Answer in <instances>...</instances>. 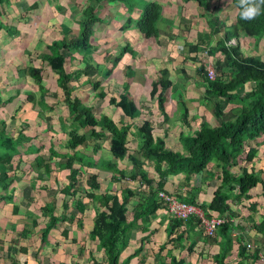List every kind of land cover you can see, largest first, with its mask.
<instances>
[{
    "label": "trees",
    "instance_id": "obj_1",
    "mask_svg": "<svg viewBox=\"0 0 264 264\" xmlns=\"http://www.w3.org/2000/svg\"><path fill=\"white\" fill-rule=\"evenodd\" d=\"M8 1L0 0V29L4 28L11 32L13 27L6 25L2 20V8L5 10ZM83 1L85 6L80 11L83 17L79 19L77 36L70 38V40L65 38L52 39L47 45L48 51L42 56V60L48 64L55 75V87L60 93L59 99L64 103L67 112L66 117L63 116L57 119L60 133L67 135L66 145L63 147L66 152L58 153L51 146L46 152L47 155H44L41 152L42 147L39 148L29 144L32 137L27 132L34 122L28 119L20 122L19 132L13 135L10 134L11 130L6 129L5 121L8 114L5 112L4 107H0V204L10 206L7 209V213L10 215L8 219L13 217L10 224H14L13 221L19 217L26 216L28 218L32 216L30 213L22 214L19 210L21 203L17 200L20 197L15 195L16 182L23 179L30 184L32 191H35L36 186L40 188V185H37L41 182L40 177L49 174L50 164L55 160L57 162L54 164H58L59 170L69 171L68 184L60 190V195L67 197V199L69 197L73 199L72 209L75 210V213L73 212L70 215L65 211L64 215L56 217L54 215L55 202H51L48 206L42 208L45 214L48 213L46 224L39 226L36 219H32L30 225L31 227H37L41 231V241L47 242L49 231L55 228L57 223L73 221L77 213L83 214L86 207V204L83 203L84 198H87L92 204L99 203L89 236L92 240H97L96 248L98 251H102L106 264H124L119 262L121 250L128 243L133 228L139 226V228L145 230L155 211L164 208L156 201L155 191L163 189L170 177H178L188 183L192 177L201 176L206 174L207 171L212 172L216 186L211 191V197L207 204H198L195 196L188 199L182 197L181 200L199 207L204 217L223 219V223L215 229L220 234L229 231L232 219L238 216L233 211L232 207L234 205H238L241 209L243 208L249 214L254 215L260 210H264V207L253 196L256 189L261 186L260 194L261 197H264V178H261L253 168V165L258 161V139L264 137V60L258 55H245L239 43L242 32L248 39H246L247 42L258 44L261 39H264V13L252 21L241 20L237 0H231L230 8L234 7V10H231L234 22L227 25L226 17H229L230 13L225 14L222 18L214 16L213 11L210 10V2L213 0H183L193 2L204 9L202 14L205 17L204 22H216L214 31L220 34L217 40V48L221 56L216 61L218 71L216 79L206 81L205 89L206 96L209 99H215V106L212 109L213 115L216 116L213 117L215 123L212 124L209 120L204 121V119H201L193 133H180L178 135L182 150H172V148L167 147L164 132L163 137H160L159 133H155V129L147 120L148 111L141 114L138 106L128 99L127 85L124 93L119 95L118 101H115L114 97L107 99L109 105H116L123 112L124 118L120 120L119 126L109 117L95 115L93 103L83 102L84 100L79 96L72 97V92L75 89L72 80L80 78L81 73L77 72L80 68L73 73L66 72L65 63L67 59L71 61V57L66 56L63 52L64 50L77 51L82 49L85 55H92L93 49H96V42L92 43L96 24L104 22L99 15L102 2H105L107 7H116L117 4H121L124 9L128 10L125 9L128 15L124 18L123 25L120 26L121 30L129 29L132 26L142 35V38L156 40L159 36V24L161 26V23L165 21V17L161 14L163 10H161L160 3L153 0V2L144 4L138 11V15L136 12L137 17H133V14L129 15V13L137 8L136 4L140 0ZM29 8L33 11L37 8V4L33 3ZM56 8L62 10L60 7ZM135 17L136 19H134ZM62 29L65 32L70 28L62 26ZM197 35L199 36V33ZM197 38L200 41V37ZM230 40H235V43L228 44ZM198 43L189 44L190 51H196ZM135 51L127 43L121 45L110 66L104 67L102 64L95 63L97 73L105 79L110 77L124 54L134 56ZM137 53H139L138 50ZM138 56L140 55L138 54ZM92 57L94 59V56ZM81 64L85 65L86 63L82 61ZM125 68L130 71L129 67ZM24 73L30 76L37 87L39 100H35V95L32 92L23 93L25 94L24 97L19 96V104L14 113L9 114V118L16 121V113L22 109L20 105L25 100L26 104L30 103L32 106L35 104L38 107L37 117L40 120L44 123L52 121L51 115L45 116L43 114L45 110L55 112L56 106L49 105L45 101L44 93L47 92V88L42 85L41 69L30 66L26 71L21 69L17 71L18 76H22ZM158 73V78L156 77L154 81L150 82L148 94L150 99L154 98L155 107L164 116L165 122L168 119V113H166L167 107L165 106L164 96L172 81L167 78L166 70L158 71ZM198 73L204 75L203 64L199 66ZM247 84L250 85V87L248 86L249 89L246 88ZM99 87L100 84L95 82L94 103L99 99H105L107 96L106 92L98 91ZM12 100L14 99L9 98L6 102H3L0 98V104L2 102L1 106L3 104L5 106L11 103ZM222 103L227 106L225 111L230 108L231 116L229 115L228 118L225 117ZM186 118L187 111L185 110L183 120L187 122ZM133 125H135V130L131 132L130 128ZM45 132L50 133L48 127H46ZM103 132L109 138L108 148L111 156L117 162L129 161L131 164L129 174L120 171L110 161H104L101 156L95 159V156L99 154V145L93 147L90 154L84 151L89 146L90 139L98 142L102 140ZM134 138L139 140L138 146L141 159L151 163L153 172V178L151 179L143 170V164L128 153V143ZM46 162L49 165H45ZM26 167L31 170L29 173L26 172ZM84 169L93 170L97 173H107L111 175V181L114 184L119 183V181L123 182L124 186L121 187L119 195L117 193L102 192L98 174L89 175L86 180L87 189L82 190L78 176L84 173ZM126 178L130 182L141 183L143 188L139 186V189L135 188V190H138L135 192L130 184L126 185ZM143 189L145 191H141ZM99 190L100 193L102 192L101 194L96 193ZM79 194L81 197L76 198ZM69 207L68 201L65 200L63 209L69 210ZM130 216H132L131 220H129ZM249 216L252 217V215ZM260 222L256 227L257 232L263 235V240L258 242L259 245L251 253V249L247 248L245 243L239 247L238 251L245 258L248 254L252 263L259 260V253L264 247V216ZM197 224L198 220L195 217L186 222L174 218L170 219L166 231L167 237L173 240V236H175L176 242L179 243L185 239L186 234L193 232ZM79 226L82 227V224H79ZM198 231L199 236L206 240H211L215 234L214 231V234L208 237L203 234V231ZM67 234L68 229H64L63 236H67ZM138 250V248L134 250V253H137ZM190 251H192L191 245L189 246ZM224 251L211 256L215 264H223ZM171 263L183 264V261L182 258H179V261L171 258Z\"/></svg>",
    "mask_w": 264,
    "mask_h": 264
},
{
    "label": "rangeland",
    "instance_id": "obj_2",
    "mask_svg": "<svg viewBox=\"0 0 264 264\" xmlns=\"http://www.w3.org/2000/svg\"><path fill=\"white\" fill-rule=\"evenodd\" d=\"M82 1L83 0H9L6 4V6H8L6 8L4 7L5 10L2 8L3 23L15 29L12 28L11 32L4 28L0 29V98L3 102H6L9 98L14 99L5 106L4 104L1 106L2 102L0 104V107H4L5 112L8 114L5 118L7 125L6 129L8 131L11 130L10 134L13 135L20 131V122L23 120L28 119L34 122L27 132V134L32 137L29 144H33L39 148L42 147L41 152L44 155H47L46 152H48L50 138L51 141H54L52 145H63L65 143L64 141H66L67 135L60 133L57 119L63 116L66 117L67 112L64 103L59 99L60 93L55 87V75L48 64L42 60V56L48 51L47 45L52 39L65 38L66 40H70V38L77 36L79 31V19L83 17L80 11L85 6V2ZM155 1L163 4V7H161L163 13L161 14L166 18L165 22L161 23V27L159 24V36L156 40H145L140 47H137L140 43L138 45H129V43L134 42V38H136L135 31L133 32V30L126 29L121 31L120 26L123 25L124 17L121 14L120 18L114 19L115 15L111 11H115L116 8L111 7L112 10H110V6L107 8V4L102 2L99 15L103 18L104 22L96 24L95 32L92 37V43L96 42V49L93 47L94 51L92 55H85L82 49L77 51L64 50L63 52L65 55L71 57V61L69 59L66 60L65 70L68 73H73L80 68L77 72L81 73V77L77 80H72V85L75 86L72 97L79 96L91 100L93 98V93H96L94 92V83L98 82V84H100L98 91L106 92L107 96L105 99H99L93 104L94 114L98 117L100 115L109 117L119 126V118H123L124 115L116 105H108L107 99L109 97H114V100L118 101V96L124 92L125 86L130 78V76H128V70L127 68H122L105 79L97 73L95 63L108 67L113 57L118 54L121 45L127 43L128 46H134V50H138L139 53L135 51L134 56H130L132 62L129 60L130 57H127L128 60L126 63L128 65H133L134 69L131 74V78L134 82L131 84L138 85L139 87L137 92L130 88L137 102L138 109L141 111V114H145L146 111H148L149 115L147 116V120L150 121L155 129V133H159L160 137H163L164 132L165 142L168 148H172V150H182L178 140V134L180 132L185 130V133H193L201 119H204V121L209 120L212 124L215 123L213 117L216 116H214L212 112L213 106H215V99H209L206 96V80L203 78L204 75L198 73V68L201 64L204 65V69L212 67L217 75L216 61L220 59L221 56L217 48V40L220 34L214 31L216 25L215 21L204 22L205 17L202 15L204 9L197 6V4H192L183 0ZM150 2H153V0H140L136 4L139 10L136 9L140 11L144 4ZM32 3L37 4V8L33 11L29 8ZM210 3V10L213 11L214 16L222 18L225 14L230 13L229 17H226V23L230 25L234 22L233 12L231 11L234 10V7L232 6L230 8L231 0H213ZM56 7H60L63 10H59ZM117 7H119V10L123 8L121 4H117ZM124 15L127 16L128 13ZM133 16H136V13H134ZM136 17L134 19H136ZM63 25L70 29L64 32L62 29ZM131 28L133 27L131 26ZM197 33H199V36ZM197 37H200V41L197 40ZM246 39L245 34L242 32L239 40L242 52L245 55H258L264 60V39H261V42L258 44H255V42H247ZM195 42H199L198 49L196 51H190L188 45L194 44ZM234 43L235 40H230L228 42V44ZM138 54L140 56H138L136 62L133 63L134 57H137ZM92 56H94V59ZM82 61L86 63V66L81 64ZM30 66L41 69V76L43 78L42 85L47 88V92L44 93L45 101L49 105L56 106V111L53 113L47 110L43 112L45 116L51 115L52 121L50 122L44 123L40 120L37 117L38 107L34 103V106L30 103L26 104L25 100L22 101L20 105L22 109L16 113V121L9 118V114H13L15 108H17L19 104V96L21 98L24 97L25 94L23 93L27 91L32 92L35 95V100H39V91L30 76L27 73H24L22 76H18L17 74L18 70L21 69L26 71ZM119 66H121V63H119L117 67ZM164 70L167 71V78L172 81V84L166 89L164 96L165 106L167 107L166 113H168V119L165 122L164 116L161 115L155 107L156 102L154 98L150 99L148 94L150 82L154 81L156 77L158 78V71ZM124 74L126 75L124 76ZM248 86L250 87V85H246L247 89H249ZM18 93L21 95H18ZM127 97L128 99L130 98V96ZM222 104L225 111L227 106H225L224 103ZM229 109L230 108H227L225 111L226 118H228L229 115L231 116ZM185 110L187 111L186 120L188 125L187 122L183 120ZM46 127H48L49 134L45 132ZM134 130L135 125L130 128V131ZM102 134V140L99 142L90 139L89 146L84 151L90 154L92 148L99 145V156H101L104 161H110L111 164H115L120 171H125L126 174H129L131 170L129 161L117 162L110 154L108 136L105 132ZM138 142L139 140L137 138L130 140L128 143V153L130 156L134 157L135 160L143 164V170L147 173L148 178H151L153 177L151 163L141 159ZM257 146L259 164H254L253 168L261 173V178H264V137L258 139ZM56 149L58 151L62 150L59 147H56ZM25 170L27 173L31 171L28 167H26ZM89 172L92 171L88 169L86 175L81 177L80 185L82 190L86 188L85 182L89 176ZM51 174L52 172L49 173V176H45V181L43 183V189L48 187L49 189L47 188V190L42 189L36 191L37 187H35V191H32L27 181L19 179L16 182V188L19 192L16 191L15 195L20 197L17 200L19 203L23 202L22 207L32 215L27 218L28 221L30 218L37 219L38 221H45L48 213L45 214L42 211L44 206H48L49 203L55 202V204L57 203L56 212H60L62 200L64 199V201L67 200L69 202L71 199L70 197L67 199V197L60 198L56 196V193L60 192L63 183L62 185H58L57 182L51 178ZM206 177H208V180L204 181V183L208 182L210 185L216 184L215 178H211L212 174H206ZM203 178L205 179V177ZM107 181H109V178H107ZM125 183L127 186L130 184L135 192L138 191L135 190L133 186L134 183L130 182L128 178L125 179ZM112 185H114V187L117 186V188L119 187V189L124 186L123 182L120 181L116 184L111 182L110 189ZM202 188L205 190L204 187ZM260 188L261 186L258 187V190ZM193 193V190H191V195ZM79 197H81V195L76 196V198ZM254 197L257 198L261 206L264 207V198L261 197L260 190ZM96 205H99V203ZM237 210L238 211L235 212L240 215L238 220L246 225H249V222H256L258 217L263 214L261 212H264L263 210L256 216V214H248L247 211L242 213L240 207ZM72 211L74 212V210ZM85 215H87V219L90 220V222L93 221V210H87ZM249 215H252V217ZM251 231L253 234L256 233L254 228ZM253 234L251 237L256 238ZM88 240L91 239L89 238ZM251 241L252 239L247 242V246H251L250 249H252ZM92 242L91 240L90 244ZM84 250L86 251V248H84ZM92 250L95 252V263L106 264L103 254L96 248ZM79 254L81 257H75L73 260L75 262H72L73 264H91L90 262L92 261L89 260V258L85 260L86 256L83 257L84 253L82 255L80 251Z\"/></svg>",
    "mask_w": 264,
    "mask_h": 264
},
{
    "label": "crops",
    "instance_id": "obj_3",
    "mask_svg": "<svg viewBox=\"0 0 264 264\" xmlns=\"http://www.w3.org/2000/svg\"><path fill=\"white\" fill-rule=\"evenodd\" d=\"M189 3L194 4L193 2H189ZM160 5L161 7H163V4L160 3ZM115 8L116 10L113 11L112 8L110 7V10H112L111 12H113L115 15L114 19L120 18L121 14L124 18L126 17L124 14H126L127 12L125 11L124 8H121V10H119V7L117 6ZM135 11H138V10L135 8L132 12L129 13V15L136 13ZM137 15H138V12H137ZM126 30H131V31L133 30V32L135 31V35H136V38H134V42L129 43V45H132V44L138 45L140 43L137 46V47H140L143 41L146 40L142 38V35L138 33L135 28H129ZM131 48L134 49V46ZM127 57H130V56L128 54H124V56L122 57V60L119 62L121 63V66H119L114 71H112L111 75H113L115 72H118L122 68L125 69V67H129L128 69L130 71H128V74H129L128 76H130V78L128 77L129 81L127 82V85L129 86V88L127 86L128 88L127 92H128V96H130L129 99L132 100L135 105H137V102L131 93V89L137 92L139 87L138 85L131 84L132 82H134L133 79L131 78V74L134 69H133V65H128L126 63L128 60ZM137 59L138 57H134L133 63H135ZM129 60L132 62L131 57ZM81 99L84 100L83 102H89V103L95 104L93 98L91 100H88L87 98H81ZM123 118H119V121ZM180 133H185V130ZM64 142L66 143V141ZM49 143H50L49 147L52 146L53 149L57 151L58 153L66 152V150L63 149L65 143L63 145H52L54 141H51V138H50ZM56 147H59L60 149H63V150L58 151ZM97 157H99V154L95 156V159H97ZM55 162H57V160H55L53 163L50 164L51 168L49 169V173L52 172L50 176L52 179H54L57 182L58 185H62L63 183L62 188H60V190H62L68 184L67 177L69 175V171H66V170L60 171L58 168V164L57 163L54 164ZM258 164H259V159L256 162V165ZM45 165H49V163L46 162ZM87 170L84 169V173L79 174L78 179L80 183H81V177H84L83 175H86ZM91 171L92 172H89V175L98 174V179L101 184L100 187H101L102 192H108V194L117 193L119 195L122 188L119 189V187L117 188V186L114 187V185H112L110 189V183L112 182L111 175L107 173H102V172L97 173L93 170ZM41 173H43V171H41ZM256 173H258L261 176V173L257 171ZM206 174L209 175V174H212V172L207 171ZM206 174H203L201 176L192 177L188 183H186L181 178L170 177L167 179L163 190L171 193L173 196H175L180 201H182L181 200L182 197L188 199L191 196H195V199L198 202V204L200 205L202 203L207 204V202L209 201L211 197L210 193L211 191L214 190L216 184L210 185V183L208 184V182L204 183V181L208 180V177H206ZM33 175L35 176V174ZM46 175L49 176V174H45L43 175V177H40L41 182L37 184V185H41L40 188H43V183L45 181ZM203 177H205V179ZM107 178H109V181H107ZM135 184L136 183H134L133 186L139 189V186ZM202 187H204L205 190ZM40 188L37 187L36 191L42 190ZM47 188H44L43 190H47ZM85 189H87V186L86 188H84V190ZM191 190H193L194 192L192 195H191ZM259 190L257 188L254 195ZM16 191H18L17 188L15 192ZM141 191H144V189ZM96 193L101 194L100 190ZM56 196L63 198V196L60 195V192L56 193ZM63 202H64V199L62 200V204H60V212H56L57 203L55 204L56 209L54 211V215L56 217L62 214L64 215L65 211L67 214L69 213L70 215L71 213H73L72 211L74 210L72 209L73 199L71 198L68 202L70 205L69 210L63 209ZM83 203L86 204L83 214L77 213L73 221L69 220V221H63V222L57 223L56 227L52 228L49 231L48 236H47V242L41 241L40 239L41 231L37 229V227H31L30 225L32 221L31 218L28 221L26 216L21 217V218L19 217L17 218V220L13 221L15 222L14 224H10V222L13 220V217L12 219H8L10 218V215H8L7 209L10 208V206L5 205V204H0L1 205L0 210L1 209L3 210V211L2 210L0 211V264H73L72 262H75L73 261L75 257L77 258L81 257L79 254L80 251L82 255L84 253L83 257L86 256L85 260H88L89 258V260L92 261L90 262L91 264H96L94 260L95 252L92 249L96 248V244L98 242L97 240L94 241L90 238L89 231L93 227L94 219L96 216V211L99 208V205L92 204L87 198L83 199ZM90 205H91V208H90ZM19 206H20L19 210L22 214L28 213V211H26V209L22 207V203ZM234 206L232 207L233 211H238L237 209L239 208V206L238 205L236 207ZM129 208L131 210L130 206ZM87 210L94 211V217H93L92 222H90V220L87 219V215H85V212ZM241 211L242 213L246 212V210L243 208ZM261 211L263 210H260L256 214V216ZM74 213H75V210H74ZM261 213L263 214H261L258 217L256 222H252V223L249 222V225H246L238 220L240 215L239 213L235 212V214H238V216L232 219L231 229L227 231L226 233L220 234L218 230H216L214 237L211 238V240H206L203 237L199 236L200 233L198 230L200 229L196 230L197 227H195L192 233L185 235L184 237L185 241L183 240L177 243L175 240V236H173V240H170L167 237V232H166L167 226L169 224L170 219L172 218L166 213V211L163 208L157 209L155 211L154 216L151 219L152 221L149 222L152 224H148V226L145 228L146 231L139 228V226L133 228L130 234V237L128 239V243L125 245V247L120 252L119 262L120 263L122 262L124 264H170L171 258H175L176 261H179V258H182L183 264H215L212 261L211 256L218 252L220 253L223 250H225L224 251L225 257L223 260V264H250L252 263V261L249 260L248 254H246L247 258H245L241 256L238 253V251L241 245L243 246L244 243L247 244V242L252 239L251 241L252 249L250 250V253H251L253 250L256 249V246L259 245L258 242L263 240V235L257 232V227H256V225H258V223L261 220H263L264 212H261ZM45 219H46L45 221H38L36 219L37 224H39V226H43L48 221L47 217ZM131 219H132V216H130L129 220ZM79 224H82V227H80ZM253 228L256 231L255 234H253V232L251 231L253 230ZM64 229H68L67 236H63ZM83 234H86V235H83ZM252 234L256 236V238H252L251 237ZM257 237H258V241H257ZM89 238L93 241L91 244H90L91 240H88ZM190 245L192 246V251L189 252ZM84 248H86V251L84 250ZM137 248L139 249L138 252L134 253V250H136ZM100 252L102 253V251ZM259 256H260L259 260L256 263L253 262L252 264H264V247H263V250H261V252L259 253ZM81 262L83 263L82 260Z\"/></svg>",
    "mask_w": 264,
    "mask_h": 264
},
{
    "label": "built area",
    "instance_id": "obj_4",
    "mask_svg": "<svg viewBox=\"0 0 264 264\" xmlns=\"http://www.w3.org/2000/svg\"><path fill=\"white\" fill-rule=\"evenodd\" d=\"M205 76L211 81L215 79V72L212 67L205 68ZM139 184L137 183L138 186ZM155 197L172 219L186 222L192 217L197 218V228L203 231L205 236L211 237L216 227L223 223V219L221 218L204 217L199 207L182 202L165 190H156Z\"/></svg>",
    "mask_w": 264,
    "mask_h": 264
},
{
    "label": "clouds",
    "instance_id": "obj_5",
    "mask_svg": "<svg viewBox=\"0 0 264 264\" xmlns=\"http://www.w3.org/2000/svg\"><path fill=\"white\" fill-rule=\"evenodd\" d=\"M237 7L239 9V17L241 20L252 21V20H255L257 17H259L262 13H264V0H237ZM216 76L217 75L215 74V79H216ZM204 78L206 81H211V80H208L206 78L205 69H204ZM214 80H212V81H214ZM139 186H141V184ZM160 190H163V189H160ZM155 199H156V197H155ZM247 248H251V246L250 247L247 246Z\"/></svg>",
    "mask_w": 264,
    "mask_h": 264
}]
</instances>
